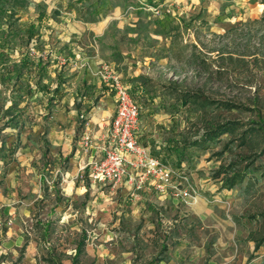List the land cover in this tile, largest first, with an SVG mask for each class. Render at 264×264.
<instances>
[{
    "label": "rangeland",
    "instance_id": "374dc122",
    "mask_svg": "<svg viewBox=\"0 0 264 264\" xmlns=\"http://www.w3.org/2000/svg\"><path fill=\"white\" fill-rule=\"evenodd\" d=\"M103 65L131 84L138 124L156 115L157 158L186 177L190 197L172 210L135 213L84 169L94 193L63 195L57 103L43 88L64 81L65 103L84 109L82 134L87 106L111 90ZM0 140V226L31 231L38 264H159L175 249L192 264H223L240 248L250 260L264 247V0H0Z\"/></svg>",
    "mask_w": 264,
    "mask_h": 264
},
{
    "label": "crops",
    "instance_id": "0c3cea01",
    "mask_svg": "<svg viewBox=\"0 0 264 264\" xmlns=\"http://www.w3.org/2000/svg\"><path fill=\"white\" fill-rule=\"evenodd\" d=\"M93 67L97 69V66L93 65L92 68ZM105 67H108L107 70L111 75H115L112 74L108 65H103L102 70L105 71ZM101 77L112 91L107 89L100 90V92L95 95V103L93 102L91 106H87L88 110L85 113L86 121L81 128V131H83L82 134L77 133L79 127L77 116H82V111L84 109L77 107V105H72L75 96L72 97L71 101L65 103L68 94L65 93V88L62 86L64 81H57L52 91L43 88V94L49 95L47 101H55L57 103L51 115L54 129L51 133L52 139L50 142L52 148H55V154L58 155V159H61L62 162L68 165L67 168H64L65 176H63L65 182L63 195L67 197L75 198L84 194L86 195L88 191L91 195V193L95 191V188L92 189L85 186L81 175L82 169L103 156L104 153L102 148L107 144V131L115 109V98L111 81L110 79L104 78L102 75ZM127 84L132 92L131 84ZM55 88H57V90H55ZM155 116L156 115H153L149 118H145L144 116L141 117L140 124H138L137 127V136L140 144L147 148L152 155L157 157V126L153 124L155 123V120H153ZM85 135H89L88 142L84 140ZM164 163L172 167L170 164ZM175 169L177 172L178 169ZM84 170H86L88 174V167L84 168ZM135 172L136 171L131 166H128L127 174L118 183L113 184L109 196L114 197L115 195H120L122 197H127L128 201H131L129 202L130 208L135 213H144L150 208L157 209V204L159 205L158 209L160 211L172 210L174 207H177L176 202H180L178 199L181 198L175 196L172 188L169 187L166 192H159L154 188L149 179L139 176L135 174ZM88 179L90 180L89 177ZM177 179V176H175L173 178L174 182L182 185V181ZM90 182L94 185H99V189L104 185L102 183L92 182L91 180ZM67 208L64 209L66 210ZM108 214L111 217V212H108ZM160 220L163 223L172 224L171 220H163L162 218ZM172 221L178 223L177 219H173ZM0 233V254L3 253L5 255L8 252L16 253L20 251L18 256L21 261L20 264H38L36 257V253L38 252L37 241L35 237L32 236L33 234L31 231L23 229L21 222L14 219L11 220L9 224H3V226H0ZM82 240L84 241V245L81 253L85 251L86 245V235L84 233L75 244L74 254L71 259L72 263H76L81 255L80 253L77 259H75L76 247ZM256 242L259 243L257 240ZM244 254L242 248H240L239 251L236 250L234 255L225 257L223 264H264L263 246H260L257 252H255L256 255H249L251 256L250 260H248V257ZM109 258H113V256L109 255ZM157 261L159 264H192L193 255L191 252L186 251L181 254L180 250L175 249L170 254L169 259L161 257L158 258ZM128 263L130 264L129 260ZM5 264L12 263L6 261Z\"/></svg>",
    "mask_w": 264,
    "mask_h": 264
},
{
    "label": "built area",
    "instance_id": "2783aa9c",
    "mask_svg": "<svg viewBox=\"0 0 264 264\" xmlns=\"http://www.w3.org/2000/svg\"><path fill=\"white\" fill-rule=\"evenodd\" d=\"M105 67L101 75L110 79L115 98V109L107 131V144L103 147V156L93 161L88 167V177L92 182L116 184L127 174L131 166L139 176L149 179L159 192H166L170 187L175 196L182 199L190 197V186L181 187L174 182L175 176L186 177L152 155L138 140L137 127L140 115L128 84L119 77L111 75ZM89 141V135H85Z\"/></svg>",
    "mask_w": 264,
    "mask_h": 264
},
{
    "label": "trees",
    "instance_id": "16d2710c",
    "mask_svg": "<svg viewBox=\"0 0 264 264\" xmlns=\"http://www.w3.org/2000/svg\"><path fill=\"white\" fill-rule=\"evenodd\" d=\"M57 90V88H55ZM232 124V122H224L220 125H218L216 128H212L209 131L206 132L205 139H209L212 136L227 131L229 129V126ZM0 145H2V140H0ZM84 241H80L76 247V253H75V259H77L78 255L81 253L83 249Z\"/></svg>",
    "mask_w": 264,
    "mask_h": 264
}]
</instances>
